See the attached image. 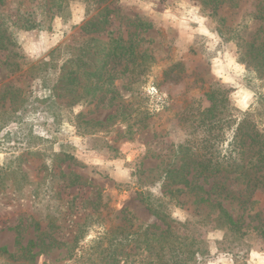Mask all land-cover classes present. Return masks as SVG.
Here are the masks:
<instances>
[{"label":"rangeland","instance_id":"rangeland-1","mask_svg":"<svg viewBox=\"0 0 264 264\" xmlns=\"http://www.w3.org/2000/svg\"><path fill=\"white\" fill-rule=\"evenodd\" d=\"M0 37V264H264V0H6Z\"/></svg>","mask_w":264,"mask_h":264},{"label":"trees","instance_id":"trees-1","mask_svg":"<svg viewBox=\"0 0 264 264\" xmlns=\"http://www.w3.org/2000/svg\"><path fill=\"white\" fill-rule=\"evenodd\" d=\"M27 1H30V0H27ZM31 1H34V0H31ZM5 2H6V0H0V5H3ZM92 21L93 20H91L89 22V24L92 23ZM23 27L25 29H35L36 27H38V24L37 23H30V22H28V23H24L23 24ZM7 29H8V27H7ZM7 29H5V31ZM4 37L7 38V39H9L10 38V35H5ZM79 60H80V58L79 57H76V60H72L70 62L71 63H75V62L77 63ZM76 70L78 71L79 69H76ZM76 70H73L71 72L72 76L75 75L74 77H68V79H66V81H69L70 84H72V85L73 84H76V83H77V85L80 84L77 81V78H76L77 75H78V73H79V71L77 73ZM97 72H98V67L95 69V71L93 73L91 71L90 72H87L88 75H92V76L95 75L96 76V79L95 80L87 79V81H86L87 83L83 87L84 90H88V92H91V91L94 92L96 90L103 89V87L105 86V83L108 82V80H107L108 78L107 77H102V74H98L97 75ZM64 80H65V77L63 79H61L62 82ZM64 83H68V82H64ZM238 130H240V127H238ZM256 134L261 137V135H259L258 133H256ZM263 142H260V144H262L263 146L261 147V150L258 153V156L260 155L262 159H264V150H263L264 149V143ZM187 184H188V181H187ZM197 214H198L197 215V218L198 219H204L205 220V219H207V217L211 216L212 209H209L208 210V208L203 207L202 210H200V211L197 212ZM158 216H160V218H162V219L163 218H166V216L162 215L161 213H160V215L158 214ZM217 220H218V223L217 224L220 225L221 227H222V220H223V226H224V228L230 229L232 231H239V229L237 227V222L233 219V217L231 216V214L226 209H224L222 207H219L217 209ZM184 223H185V225L187 224V222H184ZM205 224H207V223H205ZM210 225H212V224H210ZM212 228L213 229H219V227H217L214 224H213ZM196 253H197V251L190 252V255L189 256L185 255L183 257H180L179 259H177L178 261L176 263L177 264H187L192 259H194V257H196Z\"/></svg>","mask_w":264,"mask_h":264}]
</instances>
